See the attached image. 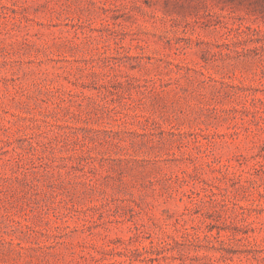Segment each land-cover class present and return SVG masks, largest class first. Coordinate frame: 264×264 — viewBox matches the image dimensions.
Here are the masks:
<instances>
[{"label":"rangeland","instance_id":"374dc122","mask_svg":"<svg viewBox=\"0 0 264 264\" xmlns=\"http://www.w3.org/2000/svg\"><path fill=\"white\" fill-rule=\"evenodd\" d=\"M0 264H264V0H0Z\"/></svg>","mask_w":264,"mask_h":264}]
</instances>
